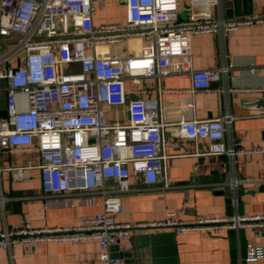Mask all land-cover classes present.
<instances>
[{
    "label": "built area",
    "instance_id": "2783aa9c",
    "mask_svg": "<svg viewBox=\"0 0 264 264\" xmlns=\"http://www.w3.org/2000/svg\"><path fill=\"white\" fill-rule=\"evenodd\" d=\"M123 23H94L107 0H0V150L35 145L45 195L67 191L94 193L102 211L77 223L34 227L24 219L0 231V247L16 245L23 255L47 242L94 240L103 264H125L109 247L138 232L264 228V214L199 217L178 221L119 222L120 193L129 190L131 172L148 184L167 186L164 130L192 140L197 154L230 156L244 152L240 142L225 143L230 117L162 120L158 99H129L125 81L139 77L188 74L190 91L207 89L222 68L195 69L190 35L220 33L264 22V15L215 16L220 0H189L187 17L177 22V0H123ZM141 42L138 54L100 56V47ZM123 107L126 121L109 122L107 109ZM4 111V116L1 115ZM205 142L198 152L197 142ZM31 165L9 169L14 180H27ZM1 170V168H0ZM116 182L115 188L107 180ZM79 200V199H78ZM5 198L0 195V206ZM261 247L245 255L262 257Z\"/></svg>",
    "mask_w": 264,
    "mask_h": 264
},
{
    "label": "crops",
    "instance_id": "0c3cea01",
    "mask_svg": "<svg viewBox=\"0 0 264 264\" xmlns=\"http://www.w3.org/2000/svg\"><path fill=\"white\" fill-rule=\"evenodd\" d=\"M220 0L215 16L235 18L264 15V0ZM189 0H177L174 20L187 17ZM232 15L225 10L233 8ZM113 13L107 14V10ZM230 13V14H231ZM123 0H107L104 10H96L94 23H123ZM192 65L195 69L224 68L219 79L207 89L190 91L188 74H169L156 80L139 77L125 81L129 99H158L162 120L209 119L227 116L225 143L240 142L244 152L197 154L190 140L164 130L163 153L167 186L148 185L141 173L131 172L129 190L120 193L119 222L159 221L170 216L178 221L199 217H230L235 214H264V22L240 26L225 35H190ZM141 42L128 38L120 45L100 47V56L138 54ZM109 122H125L123 107L107 109ZM198 152L205 142H197ZM40 157L35 145L0 150V231L17 227L24 219L34 227L77 223L82 217L102 211L94 193L67 191L45 195L42 191ZM31 165L27 180H14L9 169ZM116 187L113 179L107 180ZM79 199V200H78ZM259 246L262 257L250 261L246 252ZM109 253L125 264H264V228L243 227L190 230L183 233L158 230L138 232L109 247ZM0 264H103L94 240L47 242L40 251L23 255L16 245L9 252L0 247Z\"/></svg>",
    "mask_w": 264,
    "mask_h": 264
},
{
    "label": "water",
    "instance_id": "95a60500",
    "mask_svg": "<svg viewBox=\"0 0 264 264\" xmlns=\"http://www.w3.org/2000/svg\"><path fill=\"white\" fill-rule=\"evenodd\" d=\"M234 2V5L236 4V0H233ZM234 11V7L233 8H228V9H226L225 10V13L227 14V15H232L233 13H231V12H233ZM231 13V14H230ZM1 115L2 116H4V111H1ZM172 233V232H171ZM147 234H149V233H147ZM173 234V233H172Z\"/></svg>",
    "mask_w": 264,
    "mask_h": 264
},
{
    "label": "rangeland",
    "instance_id": "374dc122",
    "mask_svg": "<svg viewBox=\"0 0 264 264\" xmlns=\"http://www.w3.org/2000/svg\"><path fill=\"white\" fill-rule=\"evenodd\" d=\"M111 13H113V10L108 9V10H107V14H111Z\"/></svg>",
    "mask_w": 264,
    "mask_h": 264
}]
</instances>
